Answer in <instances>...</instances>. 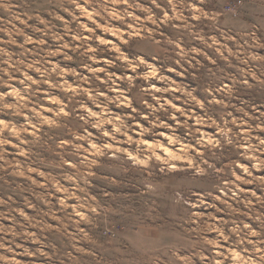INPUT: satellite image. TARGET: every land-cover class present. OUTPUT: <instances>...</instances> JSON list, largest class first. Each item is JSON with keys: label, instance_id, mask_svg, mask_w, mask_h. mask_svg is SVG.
Masks as SVG:
<instances>
[{"label": "rangeland", "instance_id": "obj_1", "mask_svg": "<svg viewBox=\"0 0 264 264\" xmlns=\"http://www.w3.org/2000/svg\"><path fill=\"white\" fill-rule=\"evenodd\" d=\"M0 264H264V0H0Z\"/></svg>", "mask_w": 264, "mask_h": 264}]
</instances>
